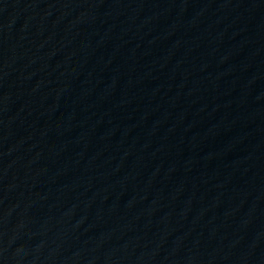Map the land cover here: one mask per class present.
Segmentation results:
<instances>
[{
  "label": "water",
  "instance_id": "1",
  "mask_svg": "<svg viewBox=\"0 0 264 264\" xmlns=\"http://www.w3.org/2000/svg\"><path fill=\"white\" fill-rule=\"evenodd\" d=\"M0 264H264V0H0Z\"/></svg>",
  "mask_w": 264,
  "mask_h": 264
}]
</instances>
